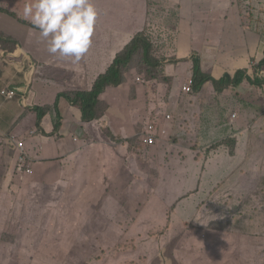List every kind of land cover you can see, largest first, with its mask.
I'll list each match as a JSON object with an SVG mask.
<instances>
[{
	"label": "crops",
	"instance_id": "1",
	"mask_svg": "<svg viewBox=\"0 0 264 264\" xmlns=\"http://www.w3.org/2000/svg\"><path fill=\"white\" fill-rule=\"evenodd\" d=\"M13 2V0H0V9H5L14 14V17H11L6 13L0 12V35H8L17 40L18 49L14 54L19 53L18 57L14 56L17 60L15 62L6 58L2 51L0 52V90L6 87L16 90V94L12 98L7 99L0 95V136L6 137L12 133L20 136L27 155V164L32 170V173L29 175L15 177L11 166L15 163L17 150L12 146H9V151L2 149L0 155L4 154L7 158V169L11 171L10 173L14 178L23 180L29 184L32 182L36 184L40 183L42 177L50 180V185L46 184L44 190L50 197H54V200L51 202L53 207L61 204L57 201L59 194L61 195L60 198H62L69 190H74L73 187L69 189V184L76 185L79 183L83 187H92L99 183L101 190L97 189V191L102 194V197L97 196V201L92 202V204H95L94 206L97 208L96 212L100 210L101 215L110 219L108 224H103L113 226V224L119 225L121 222L130 223L132 218L136 220L137 217L133 206L130 205L131 202L132 205L135 202V181L132 179L131 187L121 190L120 180L122 179L125 182L126 179H129L127 170L134 172L136 161L132 163L130 168L129 164L125 163L127 154L125 152L122 154L119 148H121V145L123 147L131 137L136 138L140 132L145 131L149 123L155 122L161 126H169L171 131L167 135L162 136V139H159L152 146L146 147L147 155L154 159L157 150L159 148L162 149L161 155L164 160L170 158L173 159L172 165L182 166L181 169L168 171V179L178 174H188L192 179L191 183H196V187H193L195 192H197V188H200V192H202L201 196L210 193L213 186L210 188L211 190L205 191V182H202L201 174L197 170H194L190 163L189 166L191 167L188 168L180 162L185 149L191 151V157H193V154L198 156L194 162L200 158V155H198L200 151L180 146L183 144V138L188 137L189 139L190 135H196V131L186 133L182 129V124L177 123L176 118H174L173 123H170L169 121L172 119L168 120L165 116L171 113L164 109L163 111L165 112L154 114V111H149V106L146 105L143 110H140V105H136L135 103L134 99L140 96H144L146 100H152L153 95L160 87L159 84H149L148 88H142L139 92L130 90L128 84L120 86L110 84L105 87L98 96V99L104 101L107 105L105 114L101 119L105 127L102 130L99 121H91L85 129L87 135L82 142H80L79 138L74 141L73 137L78 132V127H81L84 122L80 108L76 105H71L65 98L59 97L60 126L57 128H55L54 113L51 108L59 95L69 94V92L75 90H87L93 85L98 75L103 74L105 68L112 61L101 63L98 71L94 67L92 59L100 57L104 49H109L110 41L115 32H117L116 42L118 44H125L137 32L144 30L146 37L149 38L153 47H156L158 55H161L158 51L160 50L168 56L173 55L172 49L174 53L176 51L175 46L171 48L168 45L170 39L186 36V40L191 41L190 55L198 58L201 71L215 79L220 78L228 70L215 65L214 60L219 45L225 46L226 44L224 32L233 29V19L229 17L231 0H178L177 10L174 11L176 19L171 29L158 26V20L154 19L153 22L151 20L150 26L145 29L148 16L146 0H126L127 3H121L117 6L112 5L105 11L100 8V5L96 6L100 18L92 37V46L78 63H72L70 59L53 57L47 52L44 43H24L23 31H27V34L30 36H35V34L39 36V33L38 30H35L34 33L29 32L32 25H28L30 23L22 18V13L21 15L18 14ZM10 7L14 10L9 9ZM197 7H206L207 11L202 12ZM255 7L259 9L258 5H255ZM17 18L27 24L20 22ZM4 28L7 30L6 32L3 31ZM164 39L167 44H163ZM35 40H40V38L36 37ZM181 41L184 42L183 37ZM259 42H264V37H260ZM248 44L250 49H253L251 46L252 42ZM254 44L256 43L254 42ZM121 48L122 45L115 51V54ZM263 49L264 47L260 49L259 46L258 49L249 53V55L254 56V59L251 61L253 64H257L262 59L263 53L261 51ZM168 56L161 58L159 62L163 65L162 73H164V76L167 75L166 78L173 81L176 85L169 90L168 97L171 98L169 99L171 101L170 104L184 106L183 102L187 103L191 99L193 106H195L197 102L196 97L203 96V90L198 94L183 92L181 84L189 76V74L183 75V71L190 66L181 65L179 68L175 67V70H173L171 67L172 62ZM186 60H190V57L186 58ZM240 63L238 62V64ZM250 63L243 67L247 73H250ZM233 64L235 65L236 62ZM262 73L264 76V69L260 68L257 74L261 75ZM181 80L183 81L180 83ZM262 81H264V78ZM137 83L143 85L140 80ZM144 84L146 85V83ZM255 89L257 91L252 89L251 97L258 95V98L253 103L254 105L263 107L264 96L262 95V91L257 87ZM126 91H128L130 98H134L133 103H123L127 101V96H125ZM242 95L243 100L250 102L247 99L248 93ZM238 102L235 108L240 106L242 101L239 100ZM173 113L176 117V112ZM140 119L141 128L137 125ZM186 121L187 123L191 122L188 117H186ZM262 126H264V118L259 122L258 128ZM246 128L247 126L244 129ZM104 129H107L108 133ZM244 129L240 130L241 133L237 136L236 149L233 156L237 159V163L229 169V172H232L233 169L239 166L244 159V146L248 140ZM155 133H159V130L157 129ZM81 134L82 127L78 136ZM91 136L94 140L93 142L90 141ZM238 147L244 148L243 153L242 149L238 153ZM148 169L149 171L151 170V168ZM145 179L141 182L145 181ZM112 188L115 190L111 191L110 189ZM188 188H191V186ZM144 189H147L150 193H144L141 189L136 193V196H139L137 202L139 204L143 203V205L154 197L150 186L145 185ZM186 192L190 194L192 190ZM121 194L125 195V197ZM109 195L111 199H108ZM183 203L182 200V206ZM67 207L63 205L60 209H66ZM121 209H127L125 213L132 215L129 222L121 221ZM86 210L89 209L86 208ZM157 214L153 215L157 216ZM160 216H162V213ZM66 218L63 217L64 220ZM165 219L168 225H170V221L167 218ZM80 222H85L84 218ZM107 230L101 232L103 236ZM77 238L81 241L85 236L78 234ZM116 241H119V238ZM72 248L76 252L91 255L98 249L95 248L84 252L77 250L75 246ZM66 253L69 256V251Z\"/></svg>",
	"mask_w": 264,
	"mask_h": 264
},
{
	"label": "rangeland",
	"instance_id": "2",
	"mask_svg": "<svg viewBox=\"0 0 264 264\" xmlns=\"http://www.w3.org/2000/svg\"><path fill=\"white\" fill-rule=\"evenodd\" d=\"M13 1L18 14L21 15L24 7L23 2L25 4L26 0ZM146 1L148 5L149 18L152 21L153 19L158 20V26L171 29L176 19L174 11L177 10L178 0ZM261 2V6L264 8V0H261ZM94 3L96 6L100 5V8L105 11L112 5L117 6L118 4H125L127 2L126 0H94ZM197 8L202 12L207 11L206 7ZM9 9L14 10L12 7ZM99 18L100 17H98V19ZM151 23V21L150 23L146 22L145 28ZM3 31L6 32L7 30L4 28ZM29 32H35L33 26H30ZM22 34L24 43H43L41 40H35L36 37H39L36 34L35 36H30L27 34V31H23ZM116 41L117 32H115L110 41L109 49H104L101 52L100 57L92 59L93 65L98 71L101 63L111 62L117 53L129 45L127 44L129 41L125 44H118ZM163 44H167L165 39ZM121 45L122 48L115 54V51ZM251 46L258 49L261 44H256L254 46L253 41ZM135 53L140 55L142 50L136 51ZM188 57H190V55L186 58ZM8 58L15 61L14 56H10ZM183 62L184 61H179V63L184 65ZM138 63L140 64V61H138ZM137 77L140 79L139 75L136 76L135 79H137ZM145 81L146 85H144V87L138 83H136L139 85L137 89L130 88V85L128 87L132 91L139 92L142 88H148L147 86L149 84H159L160 87L153 95L152 100H146L144 96H140L137 99L130 98L128 91H126L125 96H127V101L123 103H133L134 99L136 105H140V110H143L147 105L149 106V111H154V114H157V112L161 114L165 112L163 111L164 109L171 113L170 115L172 120L169 121L170 123H173L174 118H176L177 123L182 124V129H184L186 133H189L191 130L188 129V127L191 122L198 123L201 118L202 109L205 104V100L203 98L206 95L207 88L204 87V96L196 97L197 102L195 106H193V101L191 99L188 100L187 103L183 102L184 106H178L177 104H170L171 101L169 99L171 98L168 97L169 90L176 86L173 81L168 78H165L163 81ZM182 81L183 80H181L180 83ZM260 87L261 89L259 90L262 91V95L264 96V81H262ZM255 88L256 87H250L249 89L257 91ZM244 90L245 89L241 88L240 93H238L241 98L243 96L242 93H245ZM189 94H191V92H189ZM209 96L210 95H208L207 98H209ZM257 98L258 95L254 96L250 102L256 100ZM249 109L251 111L252 107L249 106ZM235 110L240 111L238 107L235 108ZM173 112H176V117ZM236 113L240 116V121L246 119V116H242L239 112ZM186 117L190 118L191 122L187 123ZM90 122L84 121L82 123V134L80 136H78V133L81 127H78V132L75 136H73L74 141L79 138L80 142H82L85 139V136L87 135L85 129L88 127ZM216 122L217 121H215L214 124ZM249 123L250 121H246L247 128L244 129L245 134L248 136V140L244 146L245 150L244 148L238 147V153L240 149H242V153L244 150V164L249 163L251 159H255L257 162L261 163L262 157L264 156V126L262 131L263 133H261V135H257L255 130L257 125L247 131ZM137 125L141 128V119L138 121ZM222 131V128H218L215 132H210L205 136H201L198 139L199 146L203 143L211 141L218 135H221ZM240 133L241 131L239 130L231 134L232 137H234L239 136ZM255 135H257V137H255ZM226 138H229V136L227 135ZM90 139L91 142L94 141L92 136ZM183 139V144L180 146L190 148L187 143H185L188 141V138L185 137ZM195 139V135H190L189 141H194ZM132 142L133 139L131 137L127 142V148L126 144L123 146L124 149H127V154L131 149V152L137 155H147L145 146L138 149L134 144H132ZM234 142L235 140L232 142H226L225 144H220V146L217 147L218 149L214 151L206 150L205 147L194 150L200 151V158L196 162H194L196 155L193 154V157H191V151L189 149H185L180 162L185 167L189 168L192 166L194 170H197L201 174V180L203 183L205 182L204 190L207 191L214 186L217 181H220L229 172V169L237 163V159L233 157L234 153L232 151ZM9 146L16 147L15 140H13L9 135L6 137L0 136V152L2 149L9 151ZM120 147L123 149L122 145ZM121 148H119V150L122 154H124V149L122 150ZM161 153L162 149L159 148L153 159L152 165L141 162L142 166L138 167L137 164L139 160L137 158L135 169L137 174L134 188L135 193H138L141 188L140 182L148 175V168H151L150 171H161L165 175H168V171L172 169H181L182 166L180 165H172L173 159L169 158L168 160H164ZM213 154L214 156H212ZM162 162L165 163L164 168L157 169L158 163L161 164ZM127 163L132 165L133 161L129 160ZM189 163L191 166H189ZM144 166L146 167L145 169H143ZM10 172L11 171L7 169V158L4 154H1L0 264H47L41 260L42 256L45 255H41V259L34 258L30 263H26L15 257V254L18 253H21L22 255H31L32 252L36 250L37 244L47 238L57 239L61 247H63L66 252L69 251V256H67L66 253V256L64 258L62 257L63 259L61 258L63 263H59L60 259L50 264H85L86 261H90L91 263L92 259L99 260L100 264H104L105 261L110 260L111 257L108 258V256H106L102 259L95 258L91 254L76 252L72 247L75 246L77 250H82L84 252H88L95 248H102L105 251H108L109 247L114 245L118 237V248L119 250H122V253H118L117 262L115 264H264V245L261 247L258 255L252 256L248 253H243L244 250H247L245 243L238 244L237 239L232 240L220 238L215 251H213L209 237L211 234H215V232L221 230L217 229L218 219H213V223L209 224L210 227H207V216L209 215H203V212L198 213V208L202 202H206L209 195L206 193L205 196H201L202 192H200V188H197V192H195L193 187H196V183H191L192 179L188 176V174H178L170 178L168 185L164 188L162 193L159 192L160 186H158V195H154L151 201L145 202L137 214L136 220L132 219L130 223L121 222L120 225L113 224L114 227H112L110 225L103 224H108L110 219L101 215L100 210L96 212L97 208L94 206L95 204H92V202L97 201V196L100 194L97 191V189L101 190L99 183L92 187H83L80 186L79 183L76 185L69 184V189L73 187L74 190H69L62 198H60L61 195L59 194L57 201L61 204L53 207L51 202L54 200V197H50L44 190V186H46V184L50 185V180L42 177L40 179V183L36 184L35 182H32L29 184L28 182L14 178ZM243 174L244 178L247 180V186L249 189L259 188L261 185H264V175L262 176L260 174L253 173L248 169L245 170ZM131 181V173L129 174V179H126L125 182L121 179V190L123 188H130ZM189 186H191V188H188ZM191 190L192 193L187 194L186 191ZM108 199H111L110 195ZM182 200L184 202L183 206ZM63 205L68 207L66 209H60ZM150 206H153L158 212L162 213V219H159L157 216H153L151 214L152 211H146ZM86 208L89 210H86ZM120 212L121 221L129 222L132 215H127L124 209H121ZM63 217L67 218L64 220ZM83 218L85 222L81 223L80 221H82ZM165 218L170 221L169 231H162V227H166ZM134 225L135 230L131 232ZM197 227L201 229H198ZM174 228L175 230L177 229L178 232L174 233ZM106 229L108 230L103 236V233L101 232ZM185 231L188 234L193 232L192 237L189 238L184 235L183 233ZM78 234H83L85 238L80 241L77 238ZM181 236L183 238L182 242H180ZM200 238L207 239L206 248L197 246ZM184 250H189L186 256L181 254ZM24 260H26V258Z\"/></svg>",
	"mask_w": 264,
	"mask_h": 264
},
{
	"label": "trees",
	"instance_id": "3",
	"mask_svg": "<svg viewBox=\"0 0 264 264\" xmlns=\"http://www.w3.org/2000/svg\"><path fill=\"white\" fill-rule=\"evenodd\" d=\"M255 5H258L259 9H256ZM261 5V0H231L229 17L233 19V29L231 31L224 32L226 44L225 46H222V44L219 45L214 60L215 65L228 70H225V75L223 74L219 79H215L209 74L202 72L199 67V60L197 57L191 55L190 60H186V57L191 53V41L186 40V36H179L177 38L170 39L168 45L171 48L174 46L176 47L175 53L172 49L173 55H165V53L160 50L158 51L161 55H158L156 47H153L149 38L146 37L144 30L139 31L127 43L129 45L116 54L112 62L105 68L103 74L100 76L98 75L92 86H90L87 90L71 91L69 94L65 93L64 95H59L58 98H56L51 108L54 113L55 128L60 126L58 99L59 97H63L71 105H76L80 108L83 121L90 122L97 120L101 124L103 130L105 126L103 125L101 119L105 114L107 105L104 101L98 99L100 92L110 84L115 86L128 84V86L130 85V88L137 89L140 84H136L137 81L135 80V77L138 75L144 78V80L163 81L167 76H164V73H162L163 65L160 64L159 60L168 56L172 62L171 67L173 70H175V67L179 68L182 65L179 61H184V66H190L184 69L183 75L190 74L192 76L193 93L198 94L204 86L207 88L206 95L203 93L205 95L203 98L205 100V104L202 109L201 118L198 123L191 122L188 127V129L191 130L190 132L196 131V139L194 141H189L188 139L185 143H187L192 150L205 147L206 150L214 151L218 149L217 147L220 146V144H225L226 142H232L235 140L232 148V151L235 154L237 143L236 137L226 138L227 135H230L238 130H243L246 127V121H250L249 130L257 125L255 127L257 135H261V133H263V126L258 128V125L259 122H261V119L264 118L262 117V115H264V107L254 105L253 101L247 102L238 94L240 93V89L243 88L245 89V93H248L249 95L248 98L247 96L246 98L248 100H252L253 97H251V95L253 91L249 88L257 87L258 89H261L260 85L262 84V79L264 78L263 73L261 75L257 74L260 68L264 69V66L261 67L264 65V49L261 51L263 53L262 59L259 60L257 64H253L251 61L254 59V56L249 55V53L255 51V49L254 47L253 49H250L248 44L249 42L254 41L256 44H261L260 49L264 47V42H259V38L264 37V8ZM0 12L14 17L13 13L8 12L5 9H0ZM17 19L20 22L27 24L23 20L19 18ZM150 21L151 19L148 15L146 22L150 23ZM0 36V52L2 51L4 56L8 58L17 51V40L8 35ZM182 37L184 42L181 41ZM256 44H254V46ZM139 50H142L140 55L135 53ZM138 61H140V64ZM234 62H236L235 65L233 64ZM238 62L241 63L238 64ZM248 63H250V73H247L246 70L243 69V67ZM141 86L144 87L143 85ZM208 95H210L209 98H207ZM239 100L242 101L240 106H238L240 110L239 112L242 116H246V119L241 121L238 120L235 123V121L231 118V114L234 108L238 105ZM249 106L252 107L251 111ZM215 121L217 122L214 124ZM218 128L223 129L221 135H218L211 141L203 143L199 146L198 139L201 136H205L210 132H215ZM104 130L108 133L107 129ZM257 135H255V137H257ZM130 153H132L131 149ZM198 155H200V153H198ZM196 157L198 156L196 155ZM137 158L139 160L137 164L138 167L142 166L141 162H144V164L149 163L150 165L153 163V158L146 154H135L136 163ZM243 162L244 159L239 166L233 169L232 172H229L223 179L212 187L206 202H202L200 204L198 213L203 212V215H209L207 216V227H210L209 224L213 223V219H218L217 229L221 230L215 232V234H211L209 237L213 251H215L220 238L232 240L237 239L238 244H246L247 250H244L243 253L255 256L259 254L261 247L264 245V185H261L259 188L249 189L247 186V180L244 178L243 173L248 169L253 173L263 176L264 156L262 157L261 163L257 162L255 159H251L249 163L246 164ZM164 166L165 163H158L157 169L164 168ZM145 168L146 167L144 166L143 169ZM139 170L142 172L140 168ZM127 172L129 174L132 173V171L129 170H127ZM147 173L148 175L146 176L145 181L141 182L140 189L142 192L149 194L150 192L147 189L145 190L144 186H150L153 191L152 195L157 196L158 186H160L159 192L162 193L164 188L168 185L169 179L167 178V175L163 174L161 171H149L148 169ZM131 185L132 182H130V186ZM110 190L114 191L115 189L112 188ZM121 195L125 197V195ZM99 196L102 197V194L100 193ZM138 198L139 196H136V193L134 192L135 202L133 205L132 202L130 203V205L133 206V210L136 215L143 206V203L139 204L137 202ZM125 211H127V209H125ZM146 211H152V215L155 213L157 214L158 212L154 207H150ZM160 214L161 213L158 212L157 217L162 219ZM165 224L166 227H162V231H169L168 227H170V225H168L167 221ZM197 228L201 229L199 227ZM133 230H135V225L131 232H133ZM173 232L176 233L178 230H175L174 228ZM183 234L190 238L192 237L193 232L188 234L185 231ZM182 241L183 238L181 236L180 242ZM206 242V238H200L197 246L206 248ZM118 247L119 245H117L115 241L114 245L109 247L108 251L98 248L92 256L100 259L106 256H108V258L111 257V259L105 261L104 264H115L117 262L118 253H122V250H119ZM188 251L189 250H184L181 254L186 256ZM41 255L45 256H42L41 259ZM65 256L66 251L63 247H61L57 239L54 238H47L38 243L36 250L32 252L31 255H22L21 253L15 254L17 259L26 263H30L34 258H40L47 264L58 261ZM25 258L26 260H24ZM62 259L59 263H63ZM93 263L100 264V261L92 259L91 263L90 261L85 262V264Z\"/></svg>",
	"mask_w": 264,
	"mask_h": 264
},
{
	"label": "clouds",
	"instance_id": "4",
	"mask_svg": "<svg viewBox=\"0 0 264 264\" xmlns=\"http://www.w3.org/2000/svg\"><path fill=\"white\" fill-rule=\"evenodd\" d=\"M98 17H99V11L94 3V0H26L22 10V18L28 21L33 26L34 30H38L39 38L41 42H43L46 45L47 52L53 57H56L58 59H70L72 63H78L91 48L92 37L94 35V31L98 22ZM15 62H17L16 59ZM135 80L137 82H139L140 80L143 86L145 85L144 83H146L144 78H142L141 76L140 79L139 77H137V79ZM188 80H191L190 91H184L182 87ZM5 89H13V88L6 87L1 90H5ZM181 89L185 93L191 92V94H195L193 93V80L190 74L182 82ZM13 90L15 91L16 94V90L15 89ZM202 90L204 93V88H202L199 91V93ZM236 112L239 111L234 109L231 114V118L234 121L239 120L240 117ZM167 115H169V118H166V116L165 118L169 120L171 118V115L170 114ZM149 124H154L155 126V129L151 132L154 135L155 139L152 144H145L142 142V138L145 134H148L147 126ZM149 124L146 126L145 131L140 132V134L136 138H132L133 144L138 149H141V147L143 146L145 147L152 146L153 144L158 142L159 139H162V136L167 135L171 131V128L169 126H165V125L161 126L159 123H155V122ZM157 129L159 130V133L156 134L155 131ZM162 129H165V132H162ZM247 131H249V129ZM228 136L232 137V134ZM10 137L15 141L22 142L20 140V136L18 135L12 133ZM234 137H236L237 140V136ZM127 142L128 141H126V146H127ZM15 149L17 150L15 163L14 165L11 166L13 175L15 177H21L22 175L31 174L32 170L30 173H27L25 171L22 172L17 171L19 150L17 149V147H15ZM23 152L26 155L24 147H23ZM124 152L127 154V149H125ZM129 160H132L133 162L136 161L135 153L128 152L125 158V163H127ZM27 161L28 159L25 160L24 168L26 167V165H28ZM128 164L129 167L131 168V164L130 163ZM131 174H132V179H134V181L136 182L137 179L136 172L132 171ZM116 243L117 245H119V241H116Z\"/></svg>",
	"mask_w": 264,
	"mask_h": 264
},
{
	"label": "built area",
	"instance_id": "5",
	"mask_svg": "<svg viewBox=\"0 0 264 264\" xmlns=\"http://www.w3.org/2000/svg\"><path fill=\"white\" fill-rule=\"evenodd\" d=\"M190 84H191V80H188L183 85L182 89L184 91H190ZM0 94L6 98H10L15 94V91L13 89H5V90H1ZM166 118H169V115H166ZM147 127H148V134H145L143 136L142 142L145 144H152L154 142L155 137L151 132L155 129V126L154 124H149ZM162 132H165V129H162ZM15 142H16V147L19 150L17 171L19 172L25 171L27 173H30L31 172L30 166L26 165V167L24 168V164H25V160H27V156L23 152L22 142L20 141H15Z\"/></svg>",
	"mask_w": 264,
	"mask_h": 264
},
{
	"label": "water",
	"instance_id": "6",
	"mask_svg": "<svg viewBox=\"0 0 264 264\" xmlns=\"http://www.w3.org/2000/svg\"><path fill=\"white\" fill-rule=\"evenodd\" d=\"M18 54H19V53H16V54H14L13 56L18 57V56H19ZM19 66H21V64H19Z\"/></svg>",
	"mask_w": 264,
	"mask_h": 264
}]
</instances>
